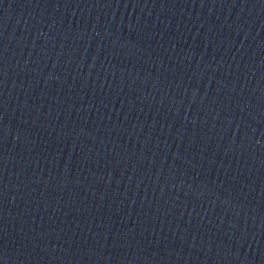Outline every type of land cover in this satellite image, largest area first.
I'll return each mask as SVG.
<instances>
[{
    "label": "water",
    "instance_id": "1",
    "mask_svg": "<svg viewBox=\"0 0 264 264\" xmlns=\"http://www.w3.org/2000/svg\"><path fill=\"white\" fill-rule=\"evenodd\" d=\"M0 264H264V0H0Z\"/></svg>",
    "mask_w": 264,
    "mask_h": 264
}]
</instances>
